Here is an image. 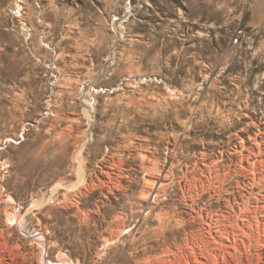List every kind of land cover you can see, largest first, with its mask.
<instances>
[{
    "label": "rangeland",
    "instance_id": "374dc122",
    "mask_svg": "<svg viewBox=\"0 0 264 264\" xmlns=\"http://www.w3.org/2000/svg\"><path fill=\"white\" fill-rule=\"evenodd\" d=\"M262 46L264 0H0V264H125L131 244L104 231L130 212L136 244L152 240L175 188L133 213L142 178L163 174L135 160L128 193L90 179L114 151L178 173L263 131Z\"/></svg>",
    "mask_w": 264,
    "mask_h": 264
},
{
    "label": "bare ground",
    "instance_id": "6f19581e",
    "mask_svg": "<svg viewBox=\"0 0 264 264\" xmlns=\"http://www.w3.org/2000/svg\"><path fill=\"white\" fill-rule=\"evenodd\" d=\"M238 138L239 143L229 150L228 157L223 153L219 159H214L204 151L192 162L181 161L178 173L174 166L166 169L163 161L148 152L139 151L134 156L120 150L104 157L108 169L92 177L90 184L110 193L120 189L128 193L129 185L120 173L134 168L135 160L142 171L163 174L167 179L141 177L145 182L138 188L131 205L133 213L140 200L151 196L157 200L159 196H167L170 187L175 188V197L170 196L173 204L161 203L156 213L159 224L152 240L136 244V232L131 228L137 224L128 223L130 212H122L107 230L104 228V242L131 244L127 247L125 264H264V130L250 134L249 138L241 135ZM128 157L133 158L132 163ZM235 175L242 176L236 185L232 182ZM0 185V193L8 191L4 184ZM5 206L7 219H3L0 210V238L8 247L5 235L12 226L9 220H13V212L9 205ZM129 227V237L122 241Z\"/></svg>",
    "mask_w": 264,
    "mask_h": 264
}]
</instances>
